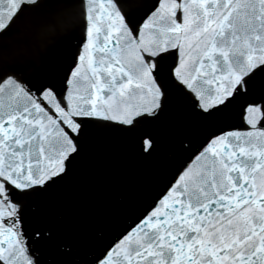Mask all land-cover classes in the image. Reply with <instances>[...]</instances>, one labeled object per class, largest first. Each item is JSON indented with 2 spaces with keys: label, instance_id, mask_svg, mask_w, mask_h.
I'll list each match as a JSON object with an SVG mask.
<instances>
[{
  "label": "snow or ice",
  "instance_id": "1",
  "mask_svg": "<svg viewBox=\"0 0 264 264\" xmlns=\"http://www.w3.org/2000/svg\"><path fill=\"white\" fill-rule=\"evenodd\" d=\"M40 0H0V35ZM83 39L63 78L0 70V264H41L24 197L67 175L92 120L134 128L169 85L205 115L239 98L243 128L211 132L153 204L93 264H264V0H82ZM149 141H145L148 144ZM41 236L40 232L34 233Z\"/></svg>",
  "mask_w": 264,
  "mask_h": 264
},
{
  "label": "water",
  "instance_id": "2",
  "mask_svg": "<svg viewBox=\"0 0 264 264\" xmlns=\"http://www.w3.org/2000/svg\"><path fill=\"white\" fill-rule=\"evenodd\" d=\"M116 131V130H115Z\"/></svg>",
  "mask_w": 264,
  "mask_h": 264
}]
</instances>
